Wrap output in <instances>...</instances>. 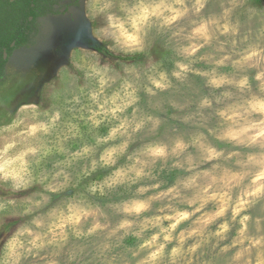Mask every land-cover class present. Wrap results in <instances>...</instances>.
<instances>
[{
  "label": "clouds",
  "instance_id": "9594fccd",
  "mask_svg": "<svg viewBox=\"0 0 264 264\" xmlns=\"http://www.w3.org/2000/svg\"><path fill=\"white\" fill-rule=\"evenodd\" d=\"M77 2L0 66V264H264V0Z\"/></svg>",
  "mask_w": 264,
  "mask_h": 264
},
{
  "label": "rangeland",
  "instance_id": "374dc122",
  "mask_svg": "<svg viewBox=\"0 0 264 264\" xmlns=\"http://www.w3.org/2000/svg\"><path fill=\"white\" fill-rule=\"evenodd\" d=\"M18 1V0H17ZM23 0H21L22 2ZM10 0H0V5L4 4L6 8L4 11H1V14H13L15 10L20 15H26L32 11L35 13L32 5V0L30 3L24 2L23 8L21 6H16L18 3L13 0L14 7L12 8L9 5ZM75 6H78L77 0H68L62 8H50L46 9V14H49L51 11L58 13V15L49 14L45 17L39 18V23L41 25L39 34H32V38L35 41V44L31 47H22L17 48L12 53V57L8 53L4 54V59L6 64L8 59L10 60V67H15L20 72H26L30 68L39 70L42 67H47L51 73L55 67L64 59L61 55L65 49L72 46L74 43L79 41L76 40L77 26L71 22V9ZM72 13L76 15L77 21L80 24L86 23L83 17V8L81 9H72ZM69 15V16H67ZM35 17V16H34ZM29 18V20H31ZM19 33L18 38H26L27 42L29 37L25 35V31L31 32L34 28V25H21L19 23ZM24 34V35H23ZM15 48V44L12 45ZM28 91H25L23 95H28Z\"/></svg>",
  "mask_w": 264,
  "mask_h": 264
},
{
  "label": "trees",
  "instance_id": "16d2710c",
  "mask_svg": "<svg viewBox=\"0 0 264 264\" xmlns=\"http://www.w3.org/2000/svg\"><path fill=\"white\" fill-rule=\"evenodd\" d=\"M26 2V0H21L17 1L16 6H20ZM27 3H30V0H27ZM10 7L15 8L13 3L9 2ZM6 6L4 4L0 5V66H3L6 64V60L4 59V54L8 53L9 56L12 55L14 50H16L19 47H22L24 44L27 43L26 38H18V33H19V18L18 14H16L15 10L13 14H1V11H4ZM53 15H58V13L51 11L50 12ZM46 14V12H45ZM30 16H37V13L34 11L26 14ZM45 17V16H42ZM31 18V17H29ZM24 35V34H23ZM13 44H15V48H13Z\"/></svg>",
  "mask_w": 264,
  "mask_h": 264
}]
</instances>
